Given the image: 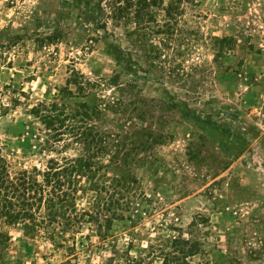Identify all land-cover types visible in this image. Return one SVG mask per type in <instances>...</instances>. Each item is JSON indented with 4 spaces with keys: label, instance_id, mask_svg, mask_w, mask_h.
Returning <instances> with one entry per match:
<instances>
[{
    "label": "rangeland",
    "instance_id": "rangeland-1",
    "mask_svg": "<svg viewBox=\"0 0 264 264\" xmlns=\"http://www.w3.org/2000/svg\"><path fill=\"white\" fill-rule=\"evenodd\" d=\"M145 3L0 0V150L10 169L44 167L32 135L43 139V127L28 109L56 100L85 102V124L116 134L96 173L101 206L112 178L133 176L112 195L131 219L105 239L82 223L61 247L41 234L19 256L22 231L1 226L0 264H119L106 258L129 243L141 264H159L171 226L188 237L192 220L202 249L185 264H264V0ZM146 240L153 253L140 251Z\"/></svg>",
    "mask_w": 264,
    "mask_h": 264
},
{
    "label": "trees",
    "instance_id": "trees-1",
    "mask_svg": "<svg viewBox=\"0 0 264 264\" xmlns=\"http://www.w3.org/2000/svg\"><path fill=\"white\" fill-rule=\"evenodd\" d=\"M145 1L135 0V4H146ZM77 78L78 75L73 74L67 79V84L77 83ZM59 91H62L63 95L72 93L66 86ZM84 103H77L74 108L66 109L63 102L43 100L28 109V113L43 127V139L38 138L34 130L32 131L34 141L47 153L43 168L31 166L12 171L0 150V240L9 237L1 226L16 225L22 231L23 240L17 251L19 256L30 255L33 251L30 240L41 234L53 247L58 248L68 238H72L82 223H89L88 228L95 232L98 238L105 239L114 221L131 219L130 214H123V210L127 209V206L123 205L126 200L122 196L112 199V195L121 194L116 187L127 184L133 177L130 174H118L112 178L111 198L108 204H99L105 186L100 185L96 173L108 166V162H101L100 157L109 155L111 146H117V141L116 144L110 141L116 134L101 131L94 124H85V119L93 113L89 114L90 108ZM96 111L99 112V109L95 108L94 112ZM70 118H79V122L66 124L65 121ZM144 135L147 134H142ZM39 140L42 141L38 142ZM146 143L147 140L141 141L135 148L148 147L149 144ZM68 148H72L73 153L62 154ZM121 155L123 156L124 152ZM119 161L124 162L121 158ZM83 198L88 204L79 208L77 201ZM194 226L196 223L192 220L188 225V237L178 232L174 234L173 231H177V228L171 226L173 231L167 232L156 255L159 257V264H185L186 258L201 251L199 240L192 235ZM131 246L132 243H129L127 249L120 253L113 248L111 255L106 258L107 262L117 256L119 264H141L136 256H130ZM65 248L72 251L75 247L71 244ZM141 250L148 254L153 253L155 249L151 240H146Z\"/></svg>",
    "mask_w": 264,
    "mask_h": 264
}]
</instances>
